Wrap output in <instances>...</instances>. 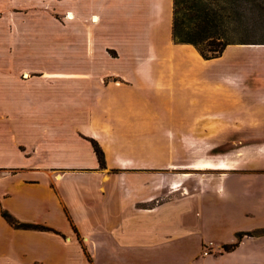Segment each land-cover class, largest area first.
Wrapping results in <instances>:
<instances>
[{"label":"crops","instance_id":"0c3cea01","mask_svg":"<svg viewBox=\"0 0 264 264\" xmlns=\"http://www.w3.org/2000/svg\"><path fill=\"white\" fill-rule=\"evenodd\" d=\"M45 1L46 7L71 11L66 20L79 42L75 57L89 60L28 66L20 78L15 49H0V211L45 226H12L0 212V264H92L96 242L117 239L122 232L124 248L144 247L140 224L164 200H150L160 195V179L152 177L148 191L139 193V182L121 175L159 167L160 117L148 115V106L162 92L177 88L194 93L215 89L214 120L222 132L216 135L247 124L249 140L247 159L226 172L233 177L175 197L197 196L207 204L201 224L213 246L234 241L236 231L255 230L242 233L231 248L207 254L200 252L204 239L199 232L195 251L178 264H264V42L228 43L219 54L248 45V86L240 69L221 70L213 84L193 79L194 68L186 66V56L207 58L191 43L171 38L172 0ZM16 3L0 0V9ZM117 25L129 28L118 32ZM11 42L15 46V39ZM102 74L108 77L103 80ZM7 85L24 89L25 114L6 108L1 89ZM207 119L208 113H202L195 120ZM169 120L176 129L186 127L185 117ZM187 135L194 133L167 130L163 137ZM89 138L99 144L103 165ZM123 138L120 146L127 145L132 155L111 148ZM215 195L219 201H213ZM129 227L139 231L137 237L130 236Z\"/></svg>","mask_w":264,"mask_h":264},{"label":"rangeland","instance_id":"374dc122","mask_svg":"<svg viewBox=\"0 0 264 264\" xmlns=\"http://www.w3.org/2000/svg\"><path fill=\"white\" fill-rule=\"evenodd\" d=\"M45 2L43 0L44 4H42L33 0L28 5L27 0H17L15 6L0 9V49L2 51L15 49V64L20 78H25L23 72L28 73V66L73 65L78 59L88 64V58L83 60L81 57H75V53L79 50V42L73 26L66 20L68 12L71 11L59 12L55 7H46ZM113 2L117 3L116 0ZM236 3L242 10L234 23L244 25L245 28H240L233 37L244 41L241 44L264 42V9L262 11L260 9L264 0H238ZM117 26L120 28L118 32L129 28L125 25ZM9 38L11 41L15 39V46L14 43L9 42ZM247 46L229 48L219 55L220 57H209L204 61H193L186 56V66L191 65L194 68L191 75L193 79H204L213 84L216 83L221 70L240 69L244 72L242 82L248 86L250 49ZM108 53L115 54L112 49H108ZM103 62L97 58V64ZM107 77L106 74L101 75L103 80ZM225 77L228 79L231 76L226 74ZM26 90L28 92V88ZM188 94H192L194 99L189 100ZM24 95V89H17L12 85L1 89V97L2 100H6V108L16 110L18 114H25L28 110L23 101ZM216 101L215 89H203V92L194 93L177 88L172 92L169 90L162 92L159 99L148 106V115L160 117V165L155 171L127 170L121 177L129 182L138 181L139 193L148 191V183L152 177L160 179V195L151 196L150 200L152 202L164 200L154 207L152 214H145L144 222L140 224L144 228V232L140 233L144 247L136 250L124 248L123 232L117 236V239L107 236V239L96 242L92 264H173L175 262L178 264L185 262L186 258L195 251V240L199 232H203L204 242L207 241L210 233L202 231L204 227L201 224L204 212L208 211L207 204H203L201 198L197 196H193L190 200L175 196L199 190L202 186L216 183L218 179L222 180L224 177L225 180L233 177V174L227 175L226 172L230 170L228 168L237 166L247 159L249 140L247 124L242 128L227 131L228 135H216L218 132L222 133L217 131V122L214 120L217 110ZM202 113H208V119L196 121V117ZM170 117L177 119L185 117L186 127L176 129L173 127V122H170ZM237 127L238 125L234 128ZM167 130L174 132L187 130L194 135L163 137ZM122 140L127 139H118L116 143L119 145L111 144V148L117 153L132 155L133 152L127 145L120 146ZM149 140L150 143L153 142L152 139ZM145 155L149 154L145 153ZM115 178L121 179L119 176ZM158 193L159 191L156 194ZM212 198L214 202L215 199L219 201L216 195ZM184 211H189L190 215L183 216L181 212ZM131 228L129 227V230L133 233L130 236L137 237L139 231ZM204 242L200 244V252ZM221 249H223L222 245L219 248L212 245L209 253ZM142 250L144 253H141Z\"/></svg>","mask_w":264,"mask_h":264},{"label":"trees","instance_id":"16d2710c","mask_svg":"<svg viewBox=\"0 0 264 264\" xmlns=\"http://www.w3.org/2000/svg\"><path fill=\"white\" fill-rule=\"evenodd\" d=\"M238 0H172L171 38L174 42L191 43L203 58L219 55L228 43H242L233 34L244 25L234 23L240 14ZM264 9V3L260 7ZM243 26V27H242ZM95 151L99 165L104 164L102 150L93 138H89ZM2 216L12 225L20 227L45 226L37 223L19 221L6 210L1 209ZM255 230H240L235 232L236 239L223 243V249L231 248L242 233L251 234Z\"/></svg>","mask_w":264,"mask_h":264},{"label":"built area","instance_id":"2783aa9c","mask_svg":"<svg viewBox=\"0 0 264 264\" xmlns=\"http://www.w3.org/2000/svg\"><path fill=\"white\" fill-rule=\"evenodd\" d=\"M201 253L202 254H207L210 252V249H212V242L211 241H205L202 245Z\"/></svg>","mask_w":264,"mask_h":264}]
</instances>
